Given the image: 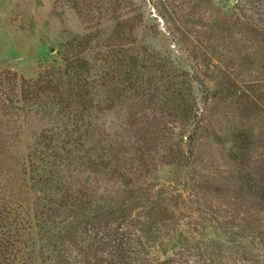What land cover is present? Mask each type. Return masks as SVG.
<instances>
[{"label":"rangeland","instance_id":"rangeland-1","mask_svg":"<svg viewBox=\"0 0 264 264\" xmlns=\"http://www.w3.org/2000/svg\"><path fill=\"white\" fill-rule=\"evenodd\" d=\"M12 240L16 264H264V0H0Z\"/></svg>","mask_w":264,"mask_h":264},{"label":"trees","instance_id":"trees-1","mask_svg":"<svg viewBox=\"0 0 264 264\" xmlns=\"http://www.w3.org/2000/svg\"><path fill=\"white\" fill-rule=\"evenodd\" d=\"M79 13V11H78ZM22 98L25 99V94H22ZM6 238L9 239V237L6 235ZM7 245L0 244V264H16L15 263V256H13V252L17 253L16 247H14V240L10 242H6ZM9 250L10 255L12 256V262L6 258L7 255H5V251ZM12 251V253H11Z\"/></svg>","mask_w":264,"mask_h":264}]
</instances>
